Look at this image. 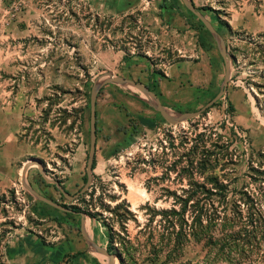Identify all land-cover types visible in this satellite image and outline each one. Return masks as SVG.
Segmentation results:
<instances>
[{
  "label": "rangeland",
  "instance_id": "374dc122",
  "mask_svg": "<svg viewBox=\"0 0 264 264\" xmlns=\"http://www.w3.org/2000/svg\"><path fill=\"white\" fill-rule=\"evenodd\" d=\"M191 1L212 23L221 38H215L208 29L200 33L190 26L195 32L194 37L189 40L194 44L187 43V49L185 46L183 53L174 48L177 36L172 34L169 26H164V33L158 29L154 37L149 34V29L141 26L140 20L144 14L140 12L101 20L93 13L91 32L86 28L84 36L83 28L76 26L75 48L71 46L75 53L69 58L67 54H60V57L53 60L40 58L39 52L47 44H39L34 40L18 46L19 51L28 52V57L25 58L29 64L26 71L28 79L41 83L51 81V78L53 81L57 68L60 71L58 81L61 86H69L70 90L69 93L62 88L59 90L60 106L52 109L50 104L46 107L44 123L51 121L52 125L62 127L68 115L69 103L70 124L66 129L75 134L74 153L71 154L75 157L74 179L67 185V176L56 171L57 162L62 163L65 159L58 147L61 146L60 141L45 129L44 123L35 132L29 133L26 165L31 164V168L27 184L70 212L57 210L41 202L22 184V193L29 204L28 212L24 215L25 205L16 204L15 193H9L7 246L8 242L20 235L34 234L39 237L36 247H27L25 244H21V248L17 247L18 256L22 254L25 258L51 260L54 264H75L89 253L88 256L94 259L93 264H104L102 257L106 256L99 254L91 243H86L83 236L84 220L87 222L85 229L89 231L90 240L111 254L115 251L109 249L111 246L105 242L110 228L121 234L122 238L133 242L126 264H204L202 262L207 251L194 240L180 251L174 244L161 248L164 231L157 226L162 218L155 216L154 211L169 209L171 206L168 199L175 195L183 196L192 183L203 184L213 176L230 184L234 193L247 190V186H257L253 168L264 172V0ZM180 4L181 17L186 22L189 18L197 23L199 19H194L195 15L187 9L183 0ZM19 12L18 9L12 12L0 11V24L8 19L15 20ZM56 13L60 20L71 16H67V12L62 10ZM161 18L162 16H158V19ZM89 34L91 43L84 44L83 39L89 40ZM221 41L226 44L228 62L231 65L230 85L223 98L199 118L176 126L164 119V125L143 127L137 116L132 114L130 126L120 129L117 149L111 150L113 140L109 142L102 139L100 146L97 145L91 189L82 197L70 201L68 197L76 196L88 183L92 144L91 100L98 87L110 77L124 78L120 76L123 68L126 71L128 67L147 58H151L154 65L162 62L167 65L176 63L180 57L189 60L192 58V62L204 64L206 68L197 72V75L194 74L196 78L189 74L182 78L180 86L185 94L180 100L181 107L168 111L175 118L181 114L199 112L225 90L227 70L220 48ZM59 45L61 51L66 49V44ZM197 50L200 51L198 57L192 52ZM46 63L53 64L45 66ZM189 67L185 62L180 64L182 71L188 72ZM4 76L7 79V73ZM207 80L211 83H207ZM111 86L124 93H137L156 104L137 88L117 84H110L100 90L98 101L103 98L106 88ZM71 89L74 91L71 92ZM240 102L254 110L250 125L243 121L238 109ZM125 131L131 137L125 138ZM195 133L210 135L215 144L222 140L221 145L225 146L222 150L211 145L207 147L215 152L213 159H218L223 151H227L231 158L219 164L214 163L206 174L201 175V170L198 169L194 176L185 175L182 171L185 164L179 162L186 152L182 146H186L187 136L195 139ZM52 180L59 181L61 185L64 182L65 185L62 186L68 196L63 195L50 182ZM123 203L127 205L129 213L125 212L126 208L117 210ZM76 207L81 212L99 215L92 217L86 213L75 214L73 209ZM187 219L190 223L193 222L191 217L188 216ZM41 220L49 221L42 223ZM99 229L105 233L102 238L96 235V230ZM125 233L129 238H126ZM77 241L87 244L85 251L78 250L83 245ZM121 243L122 240L116 236L115 248L120 251ZM124 254L126 255L125 252ZM118 260L120 262L119 258Z\"/></svg>",
  "mask_w": 264,
  "mask_h": 264
},
{
  "label": "crops",
  "instance_id": "0c3cea01",
  "mask_svg": "<svg viewBox=\"0 0 264 264\" xmlns=\"http://www.w3.org/2000/svg\"><path fill=\"white\" fill-rule=\"evenodd\" d=\"M180 1L0 0V11L20 10L15 20L8 19V21H2V24H0V44H2V48H0V264H54L51 260L25 258L22 254L18 256L17 247L21 248V244L31 248L36 247L39 239L37 235H20L8 242L9 245L7 246V197L9 193L13 192L16 196V194L22 192L20 185H22L24 168L29 154V133L35 132L40 128V124L44 123L43 115L47 106L51 104L52 109L60 106V101H58L59 90L61 88L65 89L67 93L70 90L69 86L63 84L61 86L58 81L60 73L58 68L53 81L51 78V81L41 83L28 79L26 71L29 64L25 61L28 52L19 51L18 46L34 40L39 44H47L40 50V58L53 60L60 57V54H67L69 58L70 55L75 53L76 26L83 28L84 36L86 28H89L91 32L93 13L101 20L107 17L127 16L140 12L144 14L142 20H140L141 26L149 29V34L154 37L158 29H161V33H164V26H169L172 34L177 36L173 44L175 45L174 48L183 53L187 43L194 44L189 39L192 36L194 37L195 31L191 30L188 23L177 11L171 9L170 4L178 2L181 6ZM60 10L62 12L66 11L67 16H71L61 20L58 19L56 12H60ZM158 16H162V18L158 19ZM86 42L91 43V34H89V40L83 39V43L86 44ZM59 44H66V49L61 51ZM71 46L74 48L71 49ZM192 52L196 57L200 55L199 50ZM183 62L190 65L188 72L182 71L180 68V64ZM48 64L52 65L53 63L44 65L48 66ZM205 68L204 64L198 65L194 61L192 62V58L189 60L180 57L172 65L163 64V62L154 65L153 60L147 58L143 62L128 67L126 71H124L126 68H123L120 71V76L148 87L159 97L162 105L167 110H177L176 107H181L180 100L185 94L181 88L182 86H180L182 78L186 74L197 75V72ZM6 73L7 79L4 76ZM41 74H43V71H41ZM207 83L210 84V80H207ZM199 85L205 86V84ZM73 91L74 89H71V92ZM67 97H69V94H67ZM176 98L179 99L175 100ZM74 106L75 103L73 102L72 107ZM239 106L237 108L243 116V121L250 125L249 123L252 122L251 113L254 110L249 106H245L242 102ZM67 109L68 115L66 121L62 123V127L52 125L51 121L44 124L46 125L45 129L53 133L54 138L60 141L61 146L58 147L61 148L62 156L65 159L62 163L57 162L56 171L57 173L61 171V174L67 176L65 179L67 185H69L74 179L75 157H72L71 154L74 153L75 134L74 131L70 132V129H66L70 124L69 103ZM132 114L137 116L139 124L143 127L152 128L164 125L163 116L146 98L134 92L132 94L124 93L122 90L112 88V86L106 88L103 98L97 104L98 147L102 139L109 142L113 140L111 150L117 149L121 137L120 129L127 125L130 126ZM127 132H124L125 138L131 137V134ZM62 185H65V183L63 182ZM48 221L41 220L42 223H48ZM86 223L83 220V236L86 243L89 244L90 242L87 239H90V237L89 231L85 229ZM104 234L102 229L96 230L98 237L102 238ZM77 242L83 245L78 250L85 251L87 244ZM105 242L109 245L106 236ZM88 254L84 255L80 259L81 261L78 260L75 264H93L94 259L90 258ZM108 261H103V263L108 264ZM67 264H74V262Z\"/></svg>",
  "mask_w": 264,
  "mask_h": 264
},
{
  "label": "trees",
  "instance_id": "16d2710c",
  "mask_svg": "<svg viewBox=\"0 0 264 264\" xmlns=\"http://www.w3.org/2000/svg\"><path fill=\"white\" fill-rule=\"evenodd\" d=\"M170 6L181 15L178 2ZM194 19L198 20L196 16ZM187 23L200 33L207 29L200 20L196 23L188 18ZM185 144L182 147L186 152L179 162L185 164L182 171L187 176H194L198 169L201 175L206 174L214 163L219 164L231 158L227 151H223L218 159H213L215 152L207 147L211 145L222 150L225 146L221 145V139L213 143L212 137L207 134H196L195 139L187 136ZM253 172L257 186H247V190L241 192H232L230 184L213 176L203 184L192 183L183 196L173 194L174 198L167 200L171 206L169 209L154 211L155 216L162 218L157 226L164 231L161 248L174 244L180 251L194 240L207 251L202 262L204 264H264V172L255 168ZM121 208H126L125 212L129 213L125 203L117 210ZM73 213H86L92 217L99 215L81 212L77 207ZM188 216L193 219L192 223L187 219ZM125 235L129 238V235ZM116 236L122 240L121 249L126 255L115 248ZM108 242L111 246L109 249L115 251L113 254L120 259L121 264H126L133 242L122 238L113 228L109 230Z\"/></svg>",
  "mask_w": 264,
  "mask_h": 264
},
{
  "label": "water",
  "instance_id": "95a60500",
  "mask_svg": "<svg viewBox=\"0 0 264 264\" xmlns=\"http://www.w3.org/2000/svg\"><path fill=\"white\" fill-rule=\"evenodd\" d=\"M185 6L189 11H191L200 21L203 22V24L206 26V28L212 33V35L215 38L220 39L221 36L219 32L214 28L212 23L207 19V17L197 9V7L192 3L191 0H183ZM220 48L222 52V56L224 60L226 61V77H225V87L224 91L221 92L212 102H210L203 110L195 113H186V114H181L178 118H175L173 115L169 113V111L162 105L161 100L159 97L152 92L148 87L144 86L141 83L128 80L126 78H115V77H110L108 80L104 81L99 87L98 90L94 92L92 95V100H91V130H92V144H91V150H90V156H89V163H88V183L86 187L79 192L76 196L73 197H68L70 201H74L78 199L79 197L83 196L86 194L90 189L93 184V170H94V163L96 160V155H97V143H98V128H97V102H98V94L99 91L102 90L104 87L110 85V84H117V85H131L135 88H137L139 91L150 97L155 101L156 104H153L157 111L163 116V118L170 123L171 125H179L184 122H188L194 119L199 118L202 116L205 112H207L209 109L213 108L215 104L223 98V96L226 94L229 85H230V77H231V65L228 62L229 58V53L226 47V44L224 41H221L220 43ZM41 164V163H39ZM31 168V164H27L24 168V174H23V181L22 184L24 188L30 192L35 198L40 200L41 202L51 206L52 208H55L60 211H65V212H70L67 208L64 206L59 205L58 203L46 198L45 196L39 194L36 192L30 185L27 184V175L29 172V169ZM44 175V173L42 172ZM52 184L56 185L59 191L65 195L68 196L67 193L65 192V189L61 185L59 181L52 180L50 181ZM93 247H95L96 251L109 258V263L108 264H116V261L118 257L114 254H111L108 250L99 247L98 244L90 239H87ZM121 262V261H120Z\"/></svg>",
  "mask_w": 264,
  "mask_h": 264
},
{
  "label": "built area",
  "instance_id": "2783aa9c",
  "mask_svg": "<svg viewBox=\"0 0 264 264\" xmlns=\"http://www.w3.org/2000/svg\"><path fill=\"white\" fill-rule=\"evenodd\" d=\"M174 63H170L168 65H172ZM15 203L16 204H19V205H25L26 209L28 208L29 204H27V198L25 197V194L24 193H20V194H16V199H15ZM24 210V215H26V213L28 212V209L27 210Z\"/></svg>",
  "mask_w": 264,
  "mask_h": 264
},
{
  "label": "bare ground",
  "instance_id": "6f19581e",
  "mask_svg": "<svg viewBox=\"0 0 264 264\" xmlns=\"http://www.w3.org/2000/svg\"><path fill=\"white\" fill-rule=\"evenodd\" d=\"M102 260H103V261H107V260H109V258H108V257H102ZM117 260H118V259H117ZM118 264H120L119 260H118Z\"/></svg>",
  "mask_w": 264,
  "mask_h": 264
}]
</instances>
